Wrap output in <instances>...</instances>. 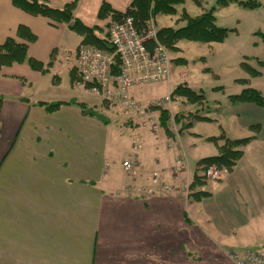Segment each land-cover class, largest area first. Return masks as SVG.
<instances>
[{"label": "crops", "instance_id": "0c3cea01", "mask_svg": "<svg viewBox=\"0 0 264 264\" xmlns=\"http://www.w3.org/2000/svg\"><path fill=\"white\" fill-rule=\"evenodd\" d=\"M102 1L123 11L130 0H78L74 15L89 27L106 19L105 27ZM8 37L25 43L27 58L39 65L25 59L0 68V264H234L227 250L264 247L263 129L229 172L207 185L189 186L188 156L217 153L205 140L219 134L217 122L210 131L191 132L192 124L168 137L128 116L125 124L135 131L110 140L120 156L103 162L102 153L87 151L88 117L77 104L89 93L72 83L81 36L0 0V44ZM67 41L72 52L63 47ZM64 61L69 84L61 88L56 71ZM56 102L63 103L48 107ZM249 105L241 107L250 111ZM235 117L236 131L253 135L252 124ZM130 157L138 162L134 174L122 166ZM139 186L157 187L146 194Z\"/></svg>", "mask_w": 264, "mask_h": 264}, {"label": "rangeland", "instance_id": "374dc122", "mask_svg": "<svg viewBox=\"0 0 264 264\" xmlns=\"http://www.w3.org/2000/svg\"><path fill=\"white\" fill-rule=\"evenodd\" d=\"M54 1L56 0H49L48 3L55 5ZM257 1L261 3L260 6L248 8L238 2H233L225 7H218L216 5L217 0H182L172 4V13L166 14L164 11H160L155 16L154 9L158 3L152 0L148 15L156 17L157 28L164 26L181 27L186 22L184 18L185 12L189 16L194 17L214 7L215 23L227 28V35L221 42L201 43L182 39L174 43V49H169L173 63L169 81L149 82L129 90L137 100H140L138 97H155L158 99L165 95H170V102L168 103L159 106L148 103V115L146 116L137 115L131 110L129 112L127 111L128 109L125 110L122 106L101 104L102 102L91 94L84 95L85 97H82L81 100L85 101L87 110L93 112L92 115H87L88 118L85 121L89 155L95 151L98 152V156L102 153L103 162L117 156L121 149L115 152L110 140H116L119 136L135 131L125 124V119L128 116H136L140 120V126L144 124L145 120L150 122L152 131H157L158 129L163 131L160 126V117L163 110L168 113V126L172 136L180 132L183 133L192 124L195 128H191V132L210 131L214 127L211 122H217L218 126H220L219 134L220 132L225 134L226 131L228 135L235 136L230 138L246 136L236 131L234 125L235 116L237 120L245 121L250 125L259 124L257 131L252 126H247L251 134H259L262 129L264 131V106L251 102H235L229 97V95L238 94L242 89L248 87L259 90L264 96V0ZM163 6H161V9H164ZM96 21L101 23V26L107 22L106 19L97 20V18ZM107 25L109 26V22ZM106 28L108 29V27ZM66 43L63 44V47L69 46L68 50L72 52V48L75 47L73 41H67ZM66 56L69 60L68 67H70L73 62V54L70 53ZM66 63L64 61L56 71L62 85L61 88L69 84V73L66 69ZM244 64L248 65V69ZM250 69L255 70L256 74H252L253 72ZM167 85L170 87L168 92ZM177 85L192 88L194 92L202 95V99L191 101V98L180 94L172 97L171 90ZM140 101L143 102L142 99ZM244 105L251 106L249 107L250 111L241 107ZM200 117L201 119H199ZM100 124L104 127L102 128ZM96 132L102 133L104 136V150L102 148L103 137H99L98 141H96ZM165 135L167 134L165 133ZM186 135H189V133H186ZM181 157L185 162V156ZM178 159L181 160L180 158ZM198 159L200 158L195 160L188 156L192 181L195 180L196 174L204 175L205 168L215 164H209L201 170V165L196 164ZM177 163L179 162L177 161ZM46 165L50 166L48 163ZM202 182L205 185L209 184L205 176ZM131 187L128 186V189ZM151 187L156 188V186ZM248 248L255 252H264V247L250 246Z\"/></svg>", "mask_w": 264, "mask_h": 264}, {"label": "trees", "instance_id": "16d2710c", "mask_svg": "<svg viewBox=\"0 0 264 264\" xmlns=\"http://www.w3.org/2000/svg\"><path fill=\"white\" fill-rule=\"evenodd\" d=\"M151 1L152 0H130L128 7L123 11L116 10L108 2L102 1L99 7L98 18L109 17V20L112 21L119 20L124 16H132L138 30L141 32L146 27V19L149 16L148 12ZM154 1L158 3L157 7H155L154 9V14L155 16H157L160 11H164V13L166 14L172 13V4L181 2L182 0ZM12 2L17 7L30 14L45 16L54 23H66L71 30L75 31L81 36V40L77 45L76 51L81 44H91L101 49L110 50L108 32L106 28L108 27V25H106L105 27L100 25L89 27L85 25L79 18L74 15V9L77 5L78 0H69L62 7L51 6L47 0H12ZM233 2H238L248 8H255L261 5V3L257 0H217L216 5L218 7H225ZM161 6H163L164 9H161ZM213 8L200 14L199 16L194 17L189 16L188 13L185 12L184 18L186 19V22L183 26L178 28H173L171 26L159 27L157 32L158 38L168 50L174 49V43L182 39L197 41L201 43L223 41L227 35L228 29L215 23ZM155 16L154 18L156 21ZM25 59H28L31 65H39V63L34 59L27 58V45L25 43L15 41L14 38L8 37L2 44H0V68L4 65H10L13 62H23ZM244 66L248 69L247 64H244ZM250 71L253 72L252 74H256L255 70L250 69ZM77 77L78 76L76 73L75 64V67L73 68V84ZM179 94L184 97L191 98V101L202 99L201 94L194 92L192 88L184 85H177L171 90L172 97ZM229 97L235 102H251L259 106H264V96L260 93L259 90L253 87L244 88L240 93L229 95ZM61 103L63 102H56L54 104L52 103L49 104L48 107H58L59 105H61ZM77 104L81 108L82 113L86 115L93 114L92 111L87 110L85 103L79 102ZM102 104L110 105L107 102H102ZM168 119L169 116L167 111L163 110L160 117V126L168 136H171V130L168 126ZM199 119H201V117ZM251 126L255 129V131H257L256 129L258 127V124H252ZM254 137L255 134L238 138H230L227 137L223 132H220V134L217 136L206 137L207 141L216 144L218 152L215 155L205 156L198 159L196 161V164L201 165V170L205 166L212 163H215L218 166H225L228 170H230L235 165L237 160L242 156V148L246 146ZM203 178V174H196L195 180L190 183L191 186L202 183ZM198 192L201 194L207 193L204 191Z\"/></svg>", "mask_w": 264, "mask_h": 264}, {"label": "built area", "instance_id": "2783aa9c", "mask_svg": "<svg viewBox=\"0 0 264 264\" xmlns=\"http://www.w3.org/2000/svg\"><path fill=\"white\" fill-rule=\"evenodd\" d=\"M107 32L110 50L91 44L79 45L76 53L78 77L74 86L94 95L101 102L120 105L137 115H148V103L159 106L170 102L169 94L143 103L129 92L149 82L169 81L172 58L158 38L155 18L149 15L145 29L140 32L133 17L124 16L112 20ZM122 166L127 173L134 174L138 166L137 159L127 158ZM227 172L225 166L213 164L205 168L204 176L208 182H215ZM152 180L157 184L156 176ZM138 192L155 194L156 188L148 186L144 189L139 186ZM226 253L234 264H264V252L246 249L241 252L227 250Z\"/></svg>", "mask_w": 264, "mask_h": 264}]
</instances>
